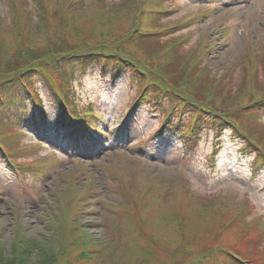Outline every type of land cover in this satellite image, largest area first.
<instances>
[{
    "label": "rangeland",
    "instance_id": "obj_1",
    "mask_svg": "<svg viewBox=\"0 0 264 264\" xmlns=\"http://www.w3.org/2000/svg\"><path fill=\"white\" fill-rule=\"evenodd\" d=\"M69 1L60 0L62 5ZM130 1L84 0L74 7V34L91 30L93 38L102 31L109 36L135 13ZM144 1L158 15L159 25H172L171 34L162 33L164 43L182 37L186 54L198 41H209L212 48L203 62L213 73L228 71L233 85L243 78L246 63L239 65L241 57L264 44V0ZM155 1L165 10L157 11ZM17 2L0 0V20L11 39L17 35ZM21 4V11L34 19L33 31L45 37L41 0ZM191 15H198L194 24L184 29L174 25ZM147 45L153 43L138 48L133 44L129 53L144 55ZM258 75L264 85V66ZM33 81L46 119L37 112L35 118L30 116L31 106H25L27 115L16 137L20 146H30L21 162L37 161L39 168L12 166L0 153V250L4 253L20 247L29 250L28 259L39 262V251L44 249L43 259L50 263L52 250L53 264H209L203 259L211 250L207 244L214 242L212 232L232 219V209H239L240 227H257L262 245L257 250L264 254V165L256 166L255 150L246 149L231 125L220 132L202 128L186 140L180 126L169 125L183 118L172 113L158 132L168 107L153 108V100L131 107L139 87L129 67L114 72L94 61L71 81L69 98L79 116L93 110L100 129L95 140L85 136L73 145L71 136L68 139L66 132L57 130L58 97L41 77ZM16 91L11 89L7 96L14 98ZM257 116L263 122L256 129L264 135V108ZM5 117L0 106V119L9 122ZM125 186L134 193L123 194ZM225 201L230 204L224 205ZM132 203H140L138 211ZM125 207L131 216L123 217ZM195 251L199 255L193 257Z\"/></svg>",
    "mask_w": 264,
    "mask_h": 264
},
{
    "label": "trees",
    "instance_id": "obj_2",
    "mask_svg": "<svg viewBox=\"0 0 264 264\" xmlns=\"http://www.w3.org/2000/svg\"><path fill=\"white\" fill-rule=\"evenodd\" d=\"M17 1L14 20L17 35L14 39L6 37V29L0 20V106L4 108L5 119L9 120L5 122L0 119V153H17L16 157L8 156V162L13 166L17 164L39 168L37 161L21 162L30 146H20L19 138L16 137L21 133L19 125L27 115L25 106H31L30 116L35 118L37 112L43 120L46 119L42 114L40 93L33 81L36 76L41 77L60 101L57 122L61 127L77 139L96 136L100 129L96 123L98 115L93 110H87L79 116L69 98L71 81L94 61L103 68L129 67L133 79L138 80L139 91L136 97L146 103L153 100V108L167 106L169 116L172 113L177 116L184 114L182 122L175 123L185 135L197 134L202 128L208 127L220 132L231 125L232 130L242 136L247 146H252L255 150L256 166L264 164V135L256 129L263 122L257 114L264 108V85L260 84L257 72L264 66V44L260 43L244 59L241 57L239 65L246 63L243 78L241 83L233 85L232 77L227 76L228 71L221 75L213 73V69L203 62L212 48L209 41H198L186 54L181 49V41H185H180L182 37L173 43H164L162 33L171 34L169 31L172 25H159L158 15L148 8V2L145 3L144 0H131L130 8L135 10L133 16L123 19L122 26L118 25L116 31L109 32V36L102 31L98 38L92 37L91 30L74 34L77 25L74 7L79 8L78 4L83 5L84 0H70L63 5L60 0H41L42 11L39 17L45 35L43 38L31 28L35 24L34 19L21 11L23 0ZM161 4L154 2L159 12L165 10ZM87 15L88 13L84 17ZM197 18L198 15H191L174 25L184 29L194 24ZM154 28L158 30L153 31ZM147 42L153 45L146 46L144 55L129 53L131 45L135 44L138 48ZM14 88L18 91L14 98H9L7 94ZM14 106L17 113L14 112ZM168 119L167 117L165 120ZM122 192L134 193L127 186L122 187ZM132 204L135 205L133 210L138 211L136 208L140 203ZM142 204L143 202L139 207ZM223 204L230 203L225 201ZM130 212L132 211L125 207L121 214L123 217L131 216ZM232 213L230 212L232 219L228 217L219 229L212 232L214 242L207 244V248L210 247L211 250L203 261L209 264L219 260H223L222 264L227 261L235 264H264V254L257 250L262 249L257 227L248 224L240 227L243 214L239 209H232ZM136 221L141 220L138 218ZM39 252L40 261L32 262L28 259L29 250H21L20 247L15 248L12 253L0 250V264L55 262L53 253L50 252L52 258L48 263L43 259L45 250L41 249ZM82 255H87L86 251ZM197 255L199 254L195 251L193 257Z\"/></svg>",
    "mask_w": 264,
    "mask_h": 264
}]
</instances>
